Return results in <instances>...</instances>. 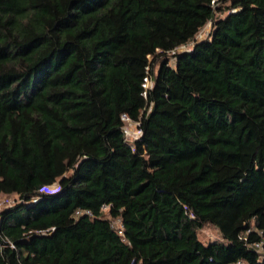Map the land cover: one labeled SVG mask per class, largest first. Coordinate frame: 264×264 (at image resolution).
Segmentation results:
<instances>
[{"label":"trees","instance_id":"16d2710c","mask_svg":"<svg viewBox=\"0 0 264 264\" xmlns=\"http://www.w3.org/2000/svg\"><path fill=\"white\" fill-rule=\"evenodd\" d=\"M213 1L0 0V264H264V0Z\"/></svg>","mask_w":264,"mask_h":264},{"label":"built area","instance_id":"2783aa9c","mask_svg":"<svg viewBox=\"0 0 264 264\" xmlns=\"http://www.w3.org/2000/svg\"><path fill=\"white\" fill-rule=\"evenodd\" d=\"M217 1V0H216ZM216 1H213V5H216ZM150 59H152V56H149ZM154 87V78L151 75V73L148 71L146 77L144 78V83H143V88H144V96L145 98L148 97V93L153 89ZM122 121H123V132H124V137L125 140L132 145V147H135V144L142 139L143 136V130L141 127V122L132 119L129 115L123 114L122 115ZM60 191V185L58 184H53L47 187H44L42 192H45L47 194H56ZM12 207V204L10 200H5L0 203V211L8 209ZM109 209L108 205H103L102 210L107 211ZM83 212H77V215H80ZM119 221V220H117ZM120 222V226L116 227L115 224L114 226L119 230L120 234L123 233V225ZM254 247L262 254L264 255V244L262 242L257 243L254 245ZM232 264H247L243 260L236 261Z\"/></svg>","mask_w":264,"mask_h":264},{"label":"rangeland","instance_id":"374dc122","mask_svg":"<svg viewBox=\"0 0 264 264\" xmlns=\"http://www.w3.org/2000/svg\"><path fill=\"white\" fill-rule=\"evenodd\" d=\"M227 14H228V11H225V12H222L220 14H217V17L218 18H225L227 16ZM211 28H212V22H209L196 36V39H195L196 42H200V41L206 39L210 34ZM193 45H194V42H191L188 45L179 47L175 52L170 53L167 56L168 60H170V65L175 64V57H174L175 53H183L185 51H189L190 49H192ZM162 60H160L159 62L156 63L155 70H157L158 67L160 66V64L163 62ZM55 184H58V182H56ZM5 200L6 201L10 200L11 204L14 205L17 202L18 197H16L15 195H12V196L0 195V203L5 201ZM114 224L116 227L120 226L119 221H114ZM199 238L204 243L222 240V236H221L220 232L213 226H206L203 230H201L199 232Z\"/></svg>","mask_w":264,"mask_h":264},{"label":"crops","instance_id":"0c3cea01","mask_svg":"<svg viewBox=\"0 0 264 264\" xmlns=\"http://www.w3.org/2000/svg\"><path fill=\"white\" fill-rule=\"evenodd\" d=\"M5 196H10V195H5Z\"/></svg>","mask_w":264,"mask_h":264}]
</instances>
